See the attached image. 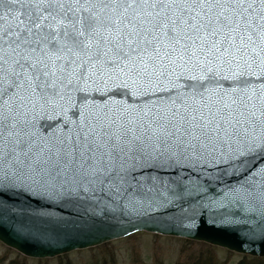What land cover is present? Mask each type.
<instances>
[{
  "label": "snow or ice",
  "instance_id": "6c2138e0",
  "mask_svg": "<svg viewBox=\"0 0 264 264\" xmlns=\"http://www.w3.org/2000/svg\"><path fill=\"white\" fill-rule=\"evenodd\" d=\"M0 229L264 258V0H0Z\"/></svg>",
  "mask_w": 264,
  "mask_h": 264
},
{
  "label": "rangeland",
  "instance_id": "374dc122",
  "mask_svg": "<svg viewBox=\"0 0 264 264\" xmlns=\"http://www.w3.org/2000/svg\"><path fill=\"white\" fill-rule=\"evenodd\" d=\"M264 264V258L237 254L203 242L136 232L54 259H32L0 243V264ZM208 264V263H207Z\"/></svg>",
  "mask_w": 264,
  "mask_h": 264
},
{
  "label": "water",
  "instance_id": "95a60500",
  "mask_svg": "<svg viewBox=\"0 0 264 264\" xmlns=\"http://www.w3.org/2000/svg\"><path fill=\"white\" fill-rule=\"evenodd\" d=\"M37 211H47V212L59 213L60 215L67 217L68 214L70 212H72V209L71 208L60 209V208H55V207H52L50 205L45 204L43 206V208L38 207ZM166 226H167V221H161V227H166ZM195 231L197 233V237L192 238V239L180 237V236H174V235H163L159 232H149V231H138V232H148V233L158 234V235H162V236L177 237V238H182V239H187V240H192V241L203 242V243H206L210 246L223 248V249H226L228 251H231V252H234L237 254L246 255V256H250V257H256V258H262L259 255L253 256V255L245 254L242 250H239V245L241 243V240L237 236L233 235V236L223 237L222 243L226 246H221V244H213V243L207 242L206 237H208L210 235V233L206 229H198ZM134 233H136V232H134ZM109 241H112V240H109ZM109 241H107V242H109ZM0 243H2L4 246H6L10 249H13L14 251L18 252L19 254H21L24 257L36 259L35 258V255H36V245L35 244L25 240L22 237H18L11 232L5 231L4 229H0ZM103 243H106V242L96 243V244H93L92 246L77 247V248H75L71 251H67L63 254H67V253L75 251V250H81V249L94 247V246H97V245H100ZM233 249H237V250H233ZM63 254H61V255H63Z\"/></svg>",
  "mask_w": 264,
  "mask_h": 264
},
{
  "label": "trees",
  "instance_id": "16d2710c",
  "mask_svg": "<svg viewBox=\"0 0 264 264\" xmlns=\"http://www.w3.org/2000/svg\"><path fill=\"white\" fill-rule=\"evenodd\" d=\"M208 264H210V262H207ZM207 263H200V262H198V264H207ZM195 264H197V263H195Z\"/></svg>",
  "mask_w": 264,
  "mask_h": 264
}]
</instances>
